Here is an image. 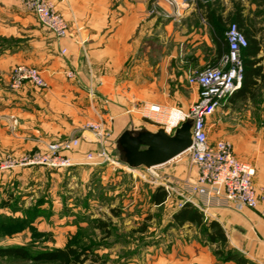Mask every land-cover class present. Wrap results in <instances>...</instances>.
<instances>
[{
  "label": "crops",
  "instance_id": "obj_1",
  "mask_svg": "<svg viewBox=\"0 0 264 264\" xmlns=\"http://www.w3.org/2000/svg\"><path fill=\"white\" fill-rule=\"evenodd\" d=\"M51 1L70 27L69 34L60 39L45 28L20 0H0V157L3 148L21 158L27 155L23 153L28 150L43 149L48 140L80 137V144L67 153L77 164L66 169L93 172L112 168L109 164L83 163L89 152L100 147L96 131L87 126L88 122L105 118L113 140L129 125L130 107L145 102L170 105L167 103L171 98L169 77L177 80L178 76L194 71L195 59L201 64L205 62L206 53L200 44L206 42L212 51L213 42L222 41L219 32L214 31V25L235 21L244 33L248 31L254 38L253 33L246 29L248 13L245 10L253 0L247 3L238 0L235 6L232 0H199L179 17L175 16V8L165 0ZM208 26L209 34L206 31ZM223 44L228 47L226 38L220 52L218 50L219 54L224 49ZM62 49L66 52L62 53ZM261 51L249 58H261ZM179 62L184 64L182 70L178 69ZM19 64L41 69L47 85L38 87L26 81L22 87L13 88L11 80ZM260 64L256 62L255 65L261 71L253 88L255 94L243 97L238 90L223 107L217 109L223 112V120L218 124L219 137L226 125L234 127L232 132L236 138L244 136L241 133L245 129L241 123L245 121L238 116L236 106L240 101L252 102L256 97L264 79V67ZM69 71H74L75 77H68ZM178 88L174 86L173 89ZM174 98V103L181 99ZM249 122L254 124L247 128L250 129L251 151L246 154L236 147L234 149L239 158L255 166L254 183L260 202L257 208H213L204 214L206 219L221 226L225 242L236 253L235 258L240 259L225 256L218 264H264V130L258 129V124L263 123L258 118L249 117ZM36 167L31 166L30 169ZM119 169L137 186L147 183L136 174L122 167ZM196 172L193 166L187 173L195 177ZM153 188L154 192L156 186ZM143 199L122 200V210H127V215L123 217L121 231L127 236L121 242L95 250L94 258L90 252L92 249L87 248L82 255L85 258L82 264L194 263L187 256L178 259L176 239L168 240L170 248L167 253H162L164 245L161 242L152 244L156 249L152 258L148 253L150 248H139L134 236L141 234L139 225L147 215ZM169 203L170 198L161 202L150 196L152 220L155 219L156 208ZM114 218L112 215L116 220ZM170 234H176V230L169 229ZM185 250L187 253V247ZM101 251L109 256L104 262L98 259Z\"/></svg>",
  "mask_w": 264,
  "mask_h": 264
},
{
  "label": "rangeland",
  "instance_id": "obj_2",
  "mask_svg": "<svg viewBox=\"0 0 264 264\" xmlns=\"http://www.w3.org/2000/svg\"><path fill=\"white\" fill-rule=\"evenodd\" d=\"M232 1L234 6L238 2V0ZM241 1L248 2V0ZM254 2L256 3L254 4ZM252 3L245 7L248 13L246 29L253 33L259 43L262 57H256V60L261 62V67H264V0H253ZM252 6H254L253 9ZM207 22H209L208 19ZM233 23L238 25L235 21H229L225 25H214V31L217 33L223 29L226 38L227 30ZM206 31L209 34V26ZM199 46L206 53V59L204 64L195 59L193 61L195 70L202 69L204 65H218L221 55L227 51L226 44H223L224 49L221 54L218 53V46L214 42L212 51L206 42ZM215 54L217 55L214 57ZM242 54L244 61L245 50L242 51ZM182 65L184 64L178 63L179 70L184 68ZM187 75L178 76V81L176 78L169 77L171 98L167 102L170 105L166 106L186 108L197 99L198 90L188 83ZM174 86L179 87L178 90H174ZM174 97L181 99L174 103L172 102L175 100ZM252 102L240 101L236 106L238 116L245 121L241 123L245 129L241 133L244 136L236 138L235 133L232 132L234 127L230 125L225 126L220 137L217 135L220 130L218 124L223 120L221 110L211 117L210 137L229 140L237 150L240 149L248 154L251 151V140L248 136L250 129L247 128L254 125L249 122V117H256L258 121H263L257 127L259 130H264V79ZM139 107L140 105L132 106L128 111L134 123L151 130L157 129L158 127L153 125L150 120H146L137 112ZM179 115V110H175L174 122ZM104 119L100 120L105 122ZM52 141L54 140H48V142ZM40 150L38 147L23 154L28 155L30 152L34 153ZM15 156L10 150L3 148L0 163L11 157L16 158ZM37 166L30 169L31 165H18L0 171V248L16 246L25 254L24 257L14 256L0 250V264H60L57 261L36 260L35 256L41 252L57 249L58 245L66 246L69 243L79 249H92L90 252L94 258L95 250L105 249L115 242L123 241L122 239L127 236L126 232L121 231L123 217L127 215V210H122V200L127 198H138L139 201H141L140 198H145L142 203L146 204L147 215L143 224L139 225L141 234L135 235L134 239L138 242L139 248L141 246L150 248L148 253L151 258L156 254L155 246L152 244L161 242L164 245L162 253H167L170 248L168 240L171 238L172 240L176 239L178 259H184L187 256L193 259V264H218V261L225 256L230 257L236 254L222 238L216 241L211 240L208 230L210 221L205 216L199 224L191 222L178 224L174 219V213L182 206L183 198L171 190L164 189L167 198H170V203L162 204L156 208V216L152 220L153 215L149 211L151 208L149 198L154 190V185L142 183L137 186L118 167L82 172L75 169ZM159 170L174 185L179 184L190 170L188 153L185 152L168 163L160 165ZM112 215L116 220L112 219ZM171 228L176 230V234L169 235ZM142 237H145L143 241L140 240ZM98 254H102L98 255V259H101L102 262L109 259L105 251ZM127 254L128 252H125V255Z\"/></svg>",
  "mask_w": 264,
  "mask_h": 264
},
{
  "label": "built area",
  "instance_id": "obj_3",
  "mask_svg": "<svg viewBox=\"0 0 264 264\" xmlns=\"http://www.w3.org/2000/svg\"><path fill=\"white\" fill-rule=\"evenodd\" d=\"M20 1L57 38L60 39L69 34L70 27L67 20L51 0ZM165 1L175 8V16L179 17L199 0ZM226 40L227 51L221 55L218 65H207L200 70L188 73V83L198 90L197 99L190 106L184 109L171 108L159 103L145 102L137 110L143 118L150 120L157 127H163L168 133L187 118L194 120L193 143L186 153H188L190 170L193 166L196 167L195 177L187 173L179 184L174 185L162 174L159 166L131 168L114 159L111 133L102 120L87 123L88 127L96 131L100 147L95 152H89L83 163L122 167L147 183L175 192L183 198V203L194 205L206 215L213 208L231 207L239 210L257 208L260 196L254 183L255 166L239 158L229 140L212 141L210 139L211 117L241 88L245 71L242 51L248 45V39L236 23L229 26ZM65 52L66 49H62V53ZM67 75L74 77L75 73L69 71ZM26 81L38 87L47 85L39 68L19 64L15 67L11 86L20 88ZM174 110H179L180 115L172 123L169 117ZM80 141V137H71L48 142L38 152L2 161L0 171L18 165L71 167L77 163L67 153L75 149Z\"/></svg>",
  "mask_w": 264,
  "mask_h": 264
},
{
  "label": "water",
  "instance_id": "obj_4",
  "mask_svg": "<svg viewBox=\"0 0 264 264\" xmlns=\"http://www.w3.org/2000/svg\"><path fill=\"white\" fill-rule=\"evenodd\" d=\"M194 120L187 118L171 133L131 123L113 141L112 156L131 168L160 166L185 153L193 143Z\"/></svg>",
  "mask_w": 264,
  "mask_h": 264
},
{
  "label": "trees",
  "instance_id": "obj_5",
  "mask_svg": "<svg viewBox=\"0 0 264 264\" xmlns=\"http://www.w3.org/2000/svg\"><path fill=\"white\" fill-rule=\"evenodd\" d=\"M248 40V45L244 48L245 50V60H244V77L242 81L241 88L239 91L243 93V97L253 96L255 92L253 91L254 85L257 83V78L261 76L260 68L256 65L257 60L250 59L249 56L256 55L259 51V43L258 41L251 37V34L247 31L244 33ZM219 36L222 41H216V45L218 46V50L222 49V43H225V36L223 33V29L219 31ZM151 198L153 200L164 201L167 198V193L164 191L162 187H156L155 191L152 193ZM158 198V199H157ZM204 217L203 212L190 203H183L182 206L174 213V219L178 222V224H184L186 222H191L195 224H199L202 222ZM209 235L212 241H216L218 239H223L225 241V236L221 226L216 221H210L208 224ZM0 250L14 255V256H23L21 249L16 246H9L5 248H0ZM88 249L79 250L77 247L73 246L71 243L66 245L64 248H57L50 251L41 252L35 256L36 260L45 261H57L60 264H82L85 258H82V255L86 253ZM238 261L239 258H235L234 255L230 256Z\"/></svg>",
  "mask_w": 264,
  "mask_h": 264
},
{
  "label": "bare ground",
  "instance_id": "obj_6",
  "mask_svg": "<svg viewBox=\"0 0 264 264\" xmlns=\"http://www.w3.org/2000/svg\"><path fill=\"white\" fill-rule=\"evenodd\" d=\"M174 113H175V110L171 112L170 117H169V121H171L172 123H174Z\"/></svg>",
  "mask_w": 264,
  "mask_h": 264
}]
</instances>
